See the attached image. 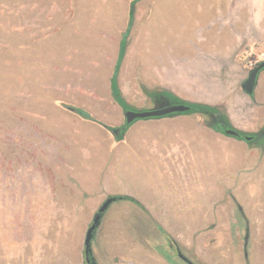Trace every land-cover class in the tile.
I'll list each match as a JSON object with an SVG mask.
<instances>
[{"label": "crops", "instance_id": "obj_1", "mask_svg": "<svg viewBox=\"0 0 264 264\" xmlns=\"http://www.w3.org/2000/svg\"><path fill=\"white\" fill-rule=\"evenodd\" d=\"M57 1L42 0L49 11L34 12L33 18L41 21L29 28L17 20L22 21L31 3L0 0L1 91H17V98L24 100L23 115L31 117L34 130L68 133V161L58 167L64 174L52 175L48 185L59 210L86 213L81 219L86 226L108 197L136 202L115 201L102 216L91 244V255L103 257L98 264H175L165 230L170 227L217 229L207 239L194 236L192 264H264V143L249 146L223 135L200 114L137 120L120 141L103 127L117 128L125 122L111 90L120 62L117 86L130 111L158 106L163 101L142 88L160 90L185 102L222 109L235 130L260 132L264 69L252 95L246 94L240 38L233 37L230 24L221 22L225 13L220 3L226 11L232 0H194L190 14L195 18L178 16L176 27L170 26L167 9H160L158 27H136L135 12L121 60L132 0H59L62 5ZM184 36L198 37L193 53L200 61L193 70L181 62L183 52L152 70L151 56L141 49L153 42L180 46ZM211 36L214 42L207 38ZM134 46L144 54L135 52L130 70L127 56ZM126 77L130 87H125ZM8 81L13 84L11 93ZM67 106L85 111L93 121ZM238 108L239 119L234 112ZM153 227L161 234L144 230Z\"/></svg>", "mask_w": 264, "mask_h": 264}, {"label": "rangeland", "instance_id": "obj_2", "mask_svg": "<svg viewBox=\"0 0 264 264\" xmlns=\"http://www.w3.org/2000/svg\"><path fill=\"white\" fill-rule=\"evenodd\" d=\"M33 1H37L36 7H32ZM41 1L25 0L26 3L31 4L26 5L25 18L17 22L29 28H32L36 20L39 23L41 20L34 19L32 14L40 10L42 14L49 11V6ZM122 1L125 4L129 2V0ZM217 1L220 3V0ZM57 2L59 5L64 4L59 0ZM194 2V0H140L135 6V26H160V9L164 8L168 11L170 26L176 27L178 16L186 14V18H195L190 14L194 12ZM219 3L218 11L222 10L225 13L223 14L225 20L221 22L227 23V27L230 24L233 37L238 41L240 38V63L247 77L258 63L264 61V0H232L226 11L222 3H220L222 9H219ZM115 6L118 8V5ZM152 11L154 15H151ZM183 11H185L184 14L181 13ZM125 12L126 10L121 11L122 14ZM206 12L209 13V10ZM151 16L157 17L158 22L155 19L152 20ZM10 18L17 24L15 16ZM18 38L22 41L26 40V43L31 41L30 37ZM137 38L156 40L161 37L137 36ZM183 38L184 41L180 46L177 43H171L167 47H161V44L153 42L151 46L142 48V51L148 52L151 56V69L154 71L160 69L162 64L175 61L177 53L183 52L185 56L181 62L193 70L192 66L200 61L198 56L195 57V52L193 53V50H196L194 43L197 42L198 37L184 36ZM207 38L214 42L216 37ZM139 48L135 49L134 46L129 50L127 69H132L136 62L134 55ZM141 50L139 52L143 53ZM139 68H136L137 71ZM196 70L198 71V68ZM7 84L9 89L13 87L11 81ZM124 84L125 87H130L127 77ZM29 87L31 93V85ZM12 91L10 89V93ZM16 93L14 89L15 95H4L0 81V264H86L84 241L96 212L89 216L87 225L83 226L81 219L86 213L61 211L60 206L53 202L55 197L48 195V185L52 175L64 174L63 169L58 170V167L63 168L65 161H68V147H64V139L68 133L34 130L31 117L23 115L24 100L18 99ZM156 107L148 110H154ZM239 111V108L234 110L238 119ZM205 118L208 122L210 121L207 116ZM218 122L224 124V120L220 117ZM47 124L45 123L44 126L48 128ZM33 183L35 188L32 189ZM144 230L150 235L161 234L154 227ZM165 230L169 236V251L175 264H185L176 256L177 250L193 263L194 236L199 235L207 239L214 236V232L217 231L215 228L179 227H170ZM219 234L223 237L224 230L221 229ZM93 255L95 264H98V260L99 262L103 260L98 253Z\"/></svg>", "mask_w": 264, "mask_h": 264}, {"label": "trees", "instance_id": "obj_3", "mask_svg": "<svg viewBox=\"0 0 264 264\" xmlns=\"http://www.w3.org/2000/svg\"><path fill=\"white\" fill-rule=\"evenodd\" d=\"M140 0H132L130 2V6H129V21H128V26H127V31H126V35L124 36L122 43H121V50H120V60L123 58L125 50H126V39L129 35V32L133 26L134 23V16H135V6L136 4L139 2ZM261 64V63H259ZM257 64V65H259ZM119 65L120 62H118L117 66H116V70H115V74L111 80V90H112V95L113 98L117 101V103L120 104V106L122 107V109L124 110V112L126 111H130L132 110L122 99L120 91L118 90V86H117V73L119 70ZM144 94L148 95L149 97H153L156 100L158 99H162L163 102L168 103L169 105H184L186 107L189 108L188 111L184 112V113H175V114H171L168 115L166 117H170V116H176V115H190V114H200V115H204L207 116L208 118H210V122L209 124L219 133L226 135L228 137H232L230 135H227L225 133L226 130H233L235 131L238 136L234 137L238 140H242L245 141L249 146H253L256 144H260L263 145L264 143V127L261 129L260 132L258 133H246V132H242L239 130H235L233 128V126L231 125L228 117L226 116V114L224 112H222L219 108L216 107H209L203 104H199V103H191V102H185L182 101L180 99H178L177 97H175L174 95H172L169 92L166 91H148L145 88H142ZM68 110L72 111L73 113L77 114L78 116H80L83 119L86 120H91L93 121L92 117H90V115L88 113H86L85 111L78 109V108H74V107H66ZM222 118L224 120V124L219 123L218 122V118ZM137 121V120H135ZM134 121V122H135ZM134 122L128 124L126 122H124V124L120 127L117 128H113V127H108L106 125H103L104 128H106V130H108L109 132H111L114 136V139L116 141H120L123 139L124 134L126 133V131L128 130V128L131 126V124H133ZM245 138H249L248 141L245 140ZM115 198L116 201L118 200H124V201H130L136 204V202L134 200H132L129 197H113ZM161 231V229H159ZM162 232V231H161ZM163 233V232H162ZM91 257V253H89V255ZM85 258V255H84Z\"/></svg>", "mask_w": 264, "mask_h": 264}, {"label": "water", "instance_id": "obj_4", "mask_svg": "<svg viewBox=\"0 0 264 264\" xmlns=\"http://www.w3.org/2000/svg\"><path fill=\"white\" fill-rule=\"evenodd\" d=\"M263 69H264V62L257 65L255 68H253L249 72L247 79L242 84V90L246 94L252 95L258 74ZM188 110L189 108L184 105H169L168 103H164V104L158 105L154 110L139 111V112L126 111L124 117H125V122L130 124L134 122L135 120L161 118V117H165V116L175 114V113L181 114ZM225 133L232 137L238 136V134L233 130H226ZM245 140L248 141L249 138H245ZM115 201L116 200L113 197L106 199V201L100 206V208L96 212L92 220V223L86 232L85 241H84V255L86 257V262H88L87 256L89 255V253H91V244L96 234V231L100 225L102 216L104 215L108 207ZM178 256L182 260L187 261V259L184 256H182L180 252H178Z\"/></svg>", "mask_w": 264, "mask_h": 264}, {"label": "flooded vegetation", "instance_id": "obj_5", "mask_svg": "<svg viewBox=\"0 0 264 264\" xmlns=\"http://www.w3.org/2000/svg\"><path fill=\"white\" fill-rule=\"evenodd\" d=\"M178 250H177V252H176V256L179 258V256H178ZM182 255V254H181ZM183 256V255H182ZM186 258V257H185ZM180 260H182L181 258H179ZM187 259V258H186ZM84 260H85V263L86 264H94V259H93V257H92V255H91V257L90 256H87V261L88 262H86V257L84 258ZM185 264H192L188 259H187V261H184V260H182Z\"/></svg>", "mask_w": 264, "mask_h": 264}]
</instances>
